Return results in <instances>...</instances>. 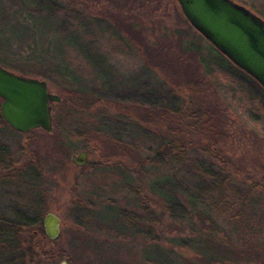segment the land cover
Segmentation results:
<instances>
[{
	"label": "rangeland",
	"instance_id": "1",
	"mask_svg": "<svg viewBox=\"0 0 264 264\" xmlns=\"http://www.w3.org/2000/svg\"><path fill=\"white\" fill-rule=\"evenodd\" d=\"M233 1L264 20V0ZM29 3L0 0V59L61 101L51 133L16 132L0 115L21 170L0 171V214L40 215L35 248L52 264H264V95L175 0ZM183 106L173 123L153 110ZM172 130L186 145L213 141L216 183L193 163L148 161ZM49 213L61 219L56 240L44 239Z\"/></svg>",
	"mask_w": 264,
	"mask_h": 264
},
{
	"label": "water",
	"instance_id": "2",
	"mask_svg": "<svg viewBox=\"0 0 264 264\" xmlns=\"http://www.w3.org/2000/svg\"><path fill=\"white\" fill-rule=\"evenodd\" d=\"M189 24L232 64L264 89V20L233 0H175ZM0 115L19 133L53 131L51 103L61 98L48 83L15 73L0 65ZM78 167L89 163L87 151L73 155ZM44 230L50 240L61 233V219L49 213ZM66 264V263H62Z\"/></svg>",
	"mask_w": 264,
	"mask_h": 264
},
{
	"label": "trees",
	"instance_id": "3",
	"mask_svg": "<svg viewBox=\"0 0 264 264\" xmlns=\"http://www.w3.org/2000/svg\"><path fill=\"white\" fill-rule=\"evenodd\" d=\"M26 1L31 2L32 4L29 3L30 5H34L33 2L37 3L40 1L42 2L44 0ZM123 1L124 5H127V2H133L134 4L140 6L144 3H147L148 0H131V2L130 0ZM33 22L36 25L39 23V21L35 20ZM125 26L127 27V25ZM135 36L137 38L135 40L139 41V44H142L145 41L141 32L136 31ZM222 60L221 62H223L224 65H226L227 67H232V63L230 64V61L226 57L225 59L222 58ZM225 61L228 64L224 63ZM11 62L12 60L10 59V57H8V55H5L3 59H0V65H2L3 67L8 69L16 68L14 65H12ZM236 69L238 70L239 68L236 67L234 70ZM240 73L241 75H243L241 76L243 81L245 80L248 83L249 89L252 93H262V95H264V89L256 80H254L242 70H240ZM69 93H71L72 97L75 96L76 101H78L81 96L86 95L85 93L83 94L81 92L76 91H69ZM156 109H161L162 111H164L163 115L166 118L168 117L169 120L172 118L170 123H173V121L176 122L179 119L180 113H183L185 108L183 106L180 107V109L176 110L171 107H169V109H166L164 107H158L154 108L153 110ZM179 132L177 133L176 130L170 131L169 138L166 140V142L163 143L162 146H160L161 151H159L154 157H152L148 161H152L154 164L157 165L163 160H166L171 157L176 160H179L180 162L186 161L189 163H193L195 166L194 168H198L202 176H207L209 179L213 180V183H216L218 181V176L220 174H223L224 168L223 165H217L216 161H214L215 158L217 159V153L216 149L213 147V141L211 142V144L205 143L203 145H199L193 142L189 145H186L184 143H180L179 138L181 135ZM176 135L178 136L176 137ZM0 152V171L8 173H18L21 171L20 169L15 168V162L13 159L10 158L9 150L1 142ZM228 177L229 176L225 177L226 182L227 179L230 178ZM12 178L14 177L12 176ZM224 184L225 183H223V185ZM40 220V215L37 214L34 217H30L26 211L25 213L18 212L16 217L14 218L5 216L4 214H0V264H52V257L46 255V252L44 250L43 253L39 254V252L35 248L37 247V244L40 243V241L38 240L39 234H43V232L41 233L42 228L40 226Z\"/></svg>",
	"mask_w": 264,
	"mask_h": 264
},
{
	"label": "flooded vegetation",
	"instance_id": "4",
	"mask_svg": "<svg viewBox=\"0 0 264 264\" xmlns=\"http://www.w3.org/2000/svg\"><path fill=\"white\" fill-rule=\"evenodd\" d=\"M260 186H263L264 187V184H263V182L260 184ZM46 235V234H45ZM45 237H47V236H45ZM45 237H44V239H45Z\"/></svg>",
	"mask_w": 264,
	"mask_h": 264
}]
</instances>
